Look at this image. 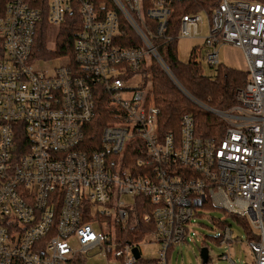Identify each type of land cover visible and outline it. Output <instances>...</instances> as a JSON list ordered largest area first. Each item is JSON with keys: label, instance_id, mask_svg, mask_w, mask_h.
<instances>
[{"label": "built area", "instance_id": "1", "mask_svg": "<svg viewBox=\"0 0 264 264\" xmlns=\"http://www.w3.org/2000/svg\"><path fill=\"white\" fill-rule=\"evenodd\" d=\"M37 1L10 0L0 16V264H86L93 251L116 264H142V241L159 245L160 258L145 264H166L197 214L212 209L246 222L252 264H264V4L108 0L107 9L92 0H46L48 24L59 27L76 8L82 27L72 58L43 61L32 56L43 4L34 6ZM183 2L201 8L181 15L178 40L201 38L205 15L201 57L209 68L219 64L221 44L238 48L245 60L247 79L236 103L208 110L224 124L220 139L196 136L188 114L178 137L158 132L151 62L194 101L157 51L159 37L173 40L165 34L171 7ZM90 83L106 93L113 120L88 152L86 126L96 115ZM141 197L149 206L141 220L152 231L141 242H126L116 226L134 224ZM211 220L224 223L214 226V239L230 251L237 242L231 225ZM218 258L246 264L229 253Z\"/></svg>", "mask_w": 264, "mask_h": 264}, {"label": "trees", "instance_id": "2", "mask_svg": "<svg viewBox=\"0 0 264 264\" xmlns=\"http://www.w3.org/2000/svg\"><path fill=\"white\" fill-rule=\"evenodd\" d=\"M10 0H0V16L3 15L6 4ZM98 5L101 2L106 3L107 9L111 8L108 0H92ZM252 2L264 4V0H249ZM43 2L41 9V19L36 26V32L32 45V56L35 59L47 61L53 58L73 57V46L76 33L82 27V20L79 12L72 10L65 14L64 19L58 27V34L54 41L53 48L48 46L47 42V6L46 0H38L34 6L39 7ZM175 3L171 7V15L168 19V30L166 35L173 36V40L166 41L163 37L157 39L158 54L163 63L169 69L171 75L181 86V88L195 101L186 97L183 92L171 81L163 70L154 61L151 62L150 72L152 75L151 100L159 111L158 132L161 135L173 133L179 136L180 119L184 114L193 118L194 131L196 136L202 138H222L224 130L223 122L208 110H225L236 103L234 95L236 90L241 89L247 79L245 71L223 66L219 63L212 70L213 76L205 75L201 67V51L199 46H195L190 51L187 61H181L177 55L176 34L179 28L181 15L191 13L193 10L200 9V4ZM124 34L128 39L134 41V36L128 26L123 25ZM0 39V61L3 59V50ZM123 46L131 45L123 39ZM95 103V117L86 126V141L93 145L88 150L91 152L98 148L100 135L113 119L109 112L108 99L100 85L90 83ZM90 132V133H89ZM148 201L144 198L136 199V219L134 224L129 222L125 227L116 226L118 236L126 242H141L146 233L152 231L150 224L144 223L141 218L144 215ZM202 214H197L201 217ZM235 221L245 231L248 232L246 222L239 217ZM212 224L217 228L223 226V222ZM215 242V241H214ZM216 243V242H215ZM217 244V243H216ZM152 261H142V264Z\"/></svg>", "mask_w": 264, "mask_h": 264}, {"label": "rangeland", "instance_id": "3", "mask_svg": "<svg viewBox=\"0 0 264 264\" xmlns=\"http://www.w3.org/2000/svg\"><path fill=\"white\" fill-rule=\"evenodd\" d=\"M202 28L199 37L196 39H179L177 41V55L179 60L187 61L190 56V51L193 46L198 45L201 50V55L204 53L202 37L208 36L207 18L202 15ZM47 42L48 46L53 48L54 41L58 34V27L51 24L47 25ZM219 62L226 67L234 68L241 71H246V64L241 50L231 46L230 44L218 45ZM201 67L205 75L213 76L214 71L209 68L201 57ZM128 204V201H125ZM211 219H218L227 221L234 231L237 242L232 246L230 251L224 245H218L214 238L219 236V230L214 227ZM193 224L192 230L186 235V242L177 243L174 245V250L167 257L166 264H200V248L206 247L210 261L208 264H229L227 261L219 260L223 254L229 253L235 262H245L252 264V254L245 243V230L236 224V222L229 217V214L221 209H212L205 216L200 218L195 217L191 222ZM140 256L143 261L159 259V245L147 244L144 241L140 243ZM86 264H116L112 259H105L99 256V251L88 253Z\"/></svg>", "mask_w": 264, "mask_h": 264}, {"label": "water", "instance_id": "4", "mask_svg": "<svg viewBox=\"0 0 264 264\" xmlns=\"http://www.w3.org/2000/svg\"><path fill=\"white\" fill-rule=\"evenodd\" d=\"M133 253L135 254L136 258L139 257L137 251L133 250ZM199 256H200V258L202 260V264H206V261H207V249L205 247L200 248Z\"/></svg>", "mask_w": 264, "mask_h": 264}, {"label": "crops", "instance_id": "5", "mask_svg": "<svg viewBox=\"0 0 264 264\" xmlns=\"http://www.w3.org/2000/svg\"><path fill=\"white\" fill-rule=\"evenodd\" d=\"M220 63V62H219Z\"/></svg>", "mask_w": 264, "mask_h": 264}]
</instances>
